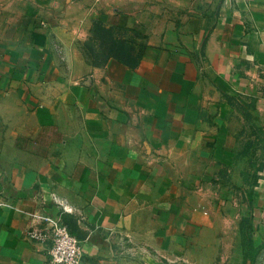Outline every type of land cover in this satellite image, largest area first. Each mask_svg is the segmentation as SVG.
Returning a JSON list of instances; mask_svg holds the SVG:
<instances>
[{
  "label": "crops",
  "instance_id": "crops-1",
  "mask_svg": "<svg viewBox=\"0 0 264 264\" xmlns=\"http://www.w3.org/2000/svg\"><path fill=\"white\" fill-rule=\"evenodd\" d=\"M36 214L83 264H264V0H0V264H48Z\"/></svg>",
  "mask_w": 264,
  "mask_h": 264
},
{
  "label": "built area",
  "instance_id": "built-area-1",
  "mask_svg": "<svg viewBox=\"0 0 264 264\" xmlns=\"http://www.w3.org/2000/svg\"><path fill=\"white\" fill-rule=\"evenodd\" d=\"M56 202L62 206V213L71 211L64 206V202L57 199ZM26 237L47 245L48 264H83L81 241L71 232L61 215H34Z\"/></svg>",
  "mask_w": 264,
  "mask_h": 264
}]
</instances>
